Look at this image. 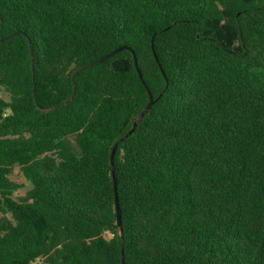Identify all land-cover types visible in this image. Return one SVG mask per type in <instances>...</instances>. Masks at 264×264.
Returning a JSON list of instances; mask_svg holds the SVG:
<instances>
[{
	"label": "trees",
	"instance_id": "trees-1",
	"mask_svg": "<svg viewBox=\"0 0 264 264\" xmlns=\"http://www.w3.org/2000/svg\"><path fill=\"white\" fill-rule=\"evenodd\" d=\"M18 32L0 264H264V0H0ZM132 51L156 101L114 157L122 242L111 153L149 101Z\"/></svg>",
	"mask_w": 264,
	"mask_h": 264
},
{
	"label": "water",
	"instance_id": "water-1",
	"mask_svg": "<svg viewBox=\"0 0 264 264\" xmlns=\"http://www.w3.org/2000/svg\"><path fill=\"white\" fill-rule=\"evenodd\" d=\"M21 33L22 32L14 33V34L9 35L5 38H1L0 42L4 41L6 39H9L10 37H12L16 34H21ZM122 50H130V48L127 46L117 48V49L113 50L112 52L108 53L107 55H105V56H103V57H101L95 61L80 65L71 73L72 80L74 79L75 74H77L78 72L82 71L83 69H85L87 67L102 63V62L106 61L108 58L112 57L113 55L117 54L118 52H120ZM133 54H134V52H133ZM134 60H135V65H136V68L138 71L139 78L142 81L144 87L148 91L149 101H148L147 105L145 106V108L141 111V113L137 116V118L133 122L132 128L115 143V145L112 149V153H111L112 176H113V181H114L115 201H116V211H117V225H118L120 232H121L122 242H123L124 232H123L122 215H121V208H120L119 196H118V182H117L116 172H115V167H114V157H115V153L117 151L119 144L122 143L123 141H125L128 137H130L135 132L139 123L142 121V119L145 117V115L149 112V110L152 108V106L154 105V103L156 101V100H154L152 91L148 87L146 81L143 78L142 72L140 71V69L138 67V62H137V58H136L135 54H134ZM73 85H74V89H73L72 94L68 98L62 100L61 101L62 104L68 103L73 98L74 92H75V83L74 82H73ZM34 101L37 103V96L36 95H34ZM122 264H125L124 247L123 246H122Z\"/></svg>",
	"mask_w": 264,
	"mask_h": 264
},
{
	"label": "rangeland",
	"instance_id": "rangeland-1",
	"mask_svg": "<svg viewBox=\"0 0 264 264\" xmlns=\"http://www.w3.org/2000/svg\"><path fill=\"white\" fill-rule=\"evenodd\" d=\"M12 179L20 184L23 185L22 188H20L15 194L18 197H23L26 194V191L29 189L30 184L29 182L24 178V176L21 173L20 167L19 166H15L14 168V173L12 175ZM0 216H2V213L0 211Z\"/></svg>",
	"mask_w": 264,
	"mask_h": 264
}]
</instances>
